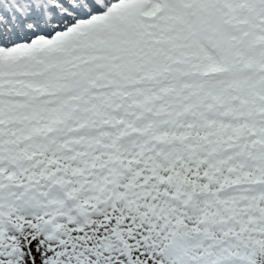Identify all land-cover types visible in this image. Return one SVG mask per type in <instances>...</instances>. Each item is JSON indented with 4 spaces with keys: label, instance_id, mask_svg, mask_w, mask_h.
<instances>
[{
    "label": "snow or ice",
    "instance_id": "snow-or-ice-1",
    "mask_svg": "<svg viewBox=\"0 0 264 264\" xmlns=\"http://www.w3.org/2000/svg\"><path fill=\"white\" fill-rule=\"evenodd\" d=\"M0 264H264V0H0Z\"/></svg>",
    "mask_w": 264,
    "mask_h": 264
}]
</instances>
